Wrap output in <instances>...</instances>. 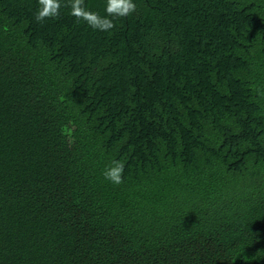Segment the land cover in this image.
<instances>
[{"label": "trees", "instance_id": "16d2710c", "mask_svg": "<svg viewBox=\"0 0 264 264\" xmlns=\"http://www.w3.org/2000/svg\"><path fill=\"white\" fill-rule=\"evenodd\" d=\"M58 2L0 0V264H264V0Z\"/></svg>", "mask_w": 264, "mask_h": 264}, {"label": "clouds", "instance_id": "9594fccd", "mask_svg": "<svg viewBox=\"0 0 264 264\" xmlns=\"http://www.w3.org/2000/svg\"><path fill=\"white\" fill-rule=\"evenodd\" d=\"M60 3L58 0H39V8L36 13V19L42 20L46 17H54L58 14V9L60 8ZM135 8L132 0H118V3H114L113 0H109L108 5L105 11L109 13H116L117 15L123 16L126 15L130 10ZM76 5H73V15H79V13L75 10ZM112 24L109 22L106 27H111ZM123 166H119L114 169H109L104 173L106 179L112 181L115 184H119L121 182V177L119 175L122 172Z\"/></svg>", "mask_w": 264, "mask_h": 264}]
</instances>
